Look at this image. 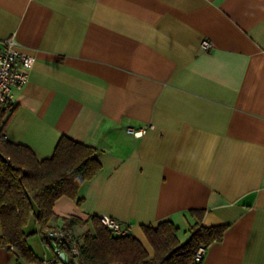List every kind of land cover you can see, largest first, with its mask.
Returning <instances> with one entry per match:
<instances>
[{
  "label": "crops",
  "instance_id": "crops-1",
  "mask_svg": "<svg viewBox=\"0 0 264 264\" xmlns=\"http://www.w3.org/2000/svg\"><path fill=\"white\" fill-rule=\"evenodd\" d=\"M11 34L33 65L5 138L43 160L68 136L101 164L49 224L107 215L147 249L142 225L171 221L182 243L225 225L200 264H264V0H0Z\"/></svg>",
  "mask_w": 264,
  "mask_h": 264
},
{
  "label": "trees",
  "instance_id": "trees-1",
  "mask_svg": "<svg viewBox=\"0 0 264 264\" xmlns=\"http://www.w3.org/2000/svg\"><path fill=\"white\" fill-rule=\"evenodd\" d=\"M11 111L0 110V244L12 250L20 261L40 264L27 238L38 234L51 244L43 236V230L57 224L69 226L74 233L75 226L89 227L80 235L75 233L82 264H200L202 258L195 260L197 249H206L222 239L225 225L198 224L182 243L178 228L171 221H162L141 226L150 248L147 249L131 233L113 234L96 215L83 219L72 214L63 223L49 224L55 217L54 204L58 198L65 196L81 202L80 186L101 168L98 150L61 136L52 155L39 160L29 147L5 138L3 130ZM32 224L37 228L30 229ZM68 261L67 264H74L71 256Z\"/></svg>",
  "mask_w": 264,
  "mask_h": 264
},
{
  "label": "built area",
  "instance_id": "built-area-1",
  "mask_svg": "<svg viewBox=\"0 0 264 264\" xmlns=\"http://www.w3.org/2000/svg\"><path fill=\"white\" fill-rule=\"evenodd\" d=\"M204 50L212 48L208 41L202 42ZM33 65V57L20 51L15 34L0 39V110L10 112L14 105V90L20 89L27 81L29 71ZM144 131L133 132L135 137H140ZM4 134V133H3ZM5 136V135H4ZM102 225L115 235L129 233V226L107 215H97ZM43 236L54 243L53 256L44 257L40 264H56L62 259V251L71 256L74 264H82L79 257V240L72 228L57 224L43 230ZM205 249L200 247L195 253V260L199 261ZM65 262V261H64ZM68 260L65 262L67 264Z\"/></svg>",
  "mask_w": 264,
  "mask_h": 264
},
{
  "label": "rangeland",
  "instance_id": "rangeland-1",
  "mask_svg": "<svg viewBox=\"0 0 264 264\" xmlns=\"http://www.w3.org/2000/svg\"><path fill=\"white\" fill-rule=\"evenodd\" d=\"M89 227H79V226H75V233L77 235H80L82 233H84L86 230H88ZM62 257H63V260L66 262L68 260V256L66 254V252L63 250L62 251ZM62 264H64L63 262H61Z\"/></svg>",
  "mask_w": 264,
  "mask_h": 264
}]
</instances>
